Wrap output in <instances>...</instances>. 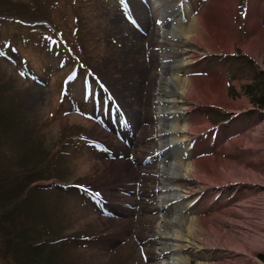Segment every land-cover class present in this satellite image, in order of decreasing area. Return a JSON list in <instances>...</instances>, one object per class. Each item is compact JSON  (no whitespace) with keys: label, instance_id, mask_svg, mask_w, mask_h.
I'll return each mask as SVG.
<instances>
[{"label":"rangeland","instance_id":"374dc122","mask_svg":"<svg viewBox=\"0 0 264 264\" xmlns=\"http://www.w3.org/2000/svg\"><path fill=\"white\" fill-rule=\"evenodd\" d=\"M187 1L195 6L199 0ZM179 4L0 0V264L165 262L157 233L166 213L160 169L164 157L180 150L164 156L160 147L155 97L165 57L194 61L182 76L215 71L227 79L228 100L188 99L181 123L189 118L200 132L186 146L183 163L220 153L261 179L236 175L215 192L183 177L176 183L194 191L184 201L222 209L247 198L243 220L251 239L264 225V105L255 97L264 95V56L244 47L246 18L252 13L263 22L264 0H204L195 15L189 19L186 12L187 20L179 21L192 35L158 33L164 10ZM99 98L121 113L103 119L106 125L102 114H93ZM201 148L209 154L200 155ZM192 212L186 211L188 219ZM227 216L236 225L244 222ZM256 243L250 244L251 264H264V244ZM189 253L193 264L246 261L242 252L233 257L217 244Z\"/></svg>","mask_w":264,"mask_h":264},{"label":"bare ground","instance_id":"6f19581e","mask_svg":"<svg viewBox=\"0 0 264 264\" xmlns=\"http://www.w3.org/2000/svg\"><path fill=\"white\" fill-rule=\"evenodd\" d=\"M177 10L178 8L173 10V12H176ZM164 11V14H162L163 20L160 21V26L158 27V33L166 34L173 31L180 37L184 34L192 35V33L187 30L184 32L182 22L176 23L168 20L169 9H165ZM231 16L233 17V15ZM173 19L176 20L177 18L175 17ZM246 19L248 22L249 33L244 40L245 50H249L252 55L254 53L258 54L260 51L263 53L262 56H264V21L257 20L252 13H249ZM196 21L197 19L195 20V24L198 22L200 23V21ZM198 34L196 33V35ZM230 49L232 50L233 46H231ZM229 52L231 53V51ZM190 62L191 60L186 57L178 60H171L170 58L165 57L162 71L160 72V90L156 93L155 97L157 109L159 110L158 115L161 118L159 121V124L161 125L158 126L160 127L158 128V133H161V137L163 138V145H160L162 151L164 150L163 154L166 152L169 154L171 148L175 150L180 148L179 152H174L176 153L175 156L169 158L164 157L162 159L164 167L163 169H160V171H162L161 175L166 182L162 193L165 194L162 199V205H165L166 213L164 214L165 217L162 219V223L157 232L161 240L165 242L164 250L162 252L165 259L163 264H193L189 253L191 248L200 250L202 247L209 248L211 245L215 246V244L224 246L229 253L234 252V254L231 255L233 257H235L234 255L236 253L242 252L243 257L246 260L245 262H240L230 259L228 263L225 264H251L255 259L253 258L254 253L252 254V249L255 248L254 245L258 243L264 244V233H262L264 232V225H260L258 229L254 231L256 234L254 238L251 239L253 235H250L251 233L248 231L247 226H245L246 223L243 220L245 217L244 211L247 209V201L249 199H237L233 204L225 202L222 205V209H220V206L217 204H211L209 206L203 204L202 206L197 207L194 203L190 204V202H185V199H188L189 194H191V192L194 193V191H191L190 188L180 187V184L176 183L180 178L191 177L197 182L200 181L202 183L199 185V188L208 187L211 191L216 188L214 191L217 192L219 186L230 182L228 179H234L236 175L239 177H245L246 173H249L251 177L255 178V180L253 179V182L256 183L257 181L260 183L259 181L261 180L260 174L257 172L245 169L244 165H231L223 159V156L220 153L218 155H212V157H195L191 159L187 165L183 163V155L185 152H189V150H187L189 148L186 146L190 145L197 132H200V130L196 132L195 128L192 126L193 121L189 118L181 123L182 116L191 108L189 107L190 101L188 99H193L195 97H219L222 95V97L228 100V85L225 76H221L219 73H214L215 71L209 73L207 77H201L199 75L193 77V75L187 72L185 73V76L180 75V70H182L183 66L188 67ZM246 100L247 99L244 98L235 102H245ZM196 103L199 104L200 102ZM203 121H205L204 127H207L208 123L206 122V119ZM251 146L250 147L253 149L258 148L255 144H251ZM183 147H186L185 151L181 150ZM190 151L197 153L196 151H193L192 148ZM238 170L239 172L234 174V172ZM188 209L194 213L189 219L186 215ZM218 211L220 213H218ZM232 214L233 216H236L234 219L239 216V218L242 217V222H244L236 225V223L227 216H231ZM233 231L236 233L238 232V235L235 238L230 234V232ZM257 241L258 243H256ZM251 243H256L253 245L254 248L251 247ZM196 264L212 263H205L203 260H198Z\"/></svg>","mask_w":264,"mask_h":264},{"label":"trees","instance_id":"16d2710c","mask_svg":"<svg viewBox=\"0 0 264 264\" xmlns=\"http://www.w3.org/2000/svg\"><path fill=\"white\" fill-rule=\"evenodd\" d=\"M264 91V90H263ZM256 97V99H257V101L259 102V103H261V104H263L264 105V95H262V96H260V97H257V96H255ZM47 178V177H45V176H43V175H39V178ZM38 186H40V187H43V185H41V184H38ZM37 186V187H38ZM35 187H36V185H35ZM263 258H264V255L262 256Z\"/></svg>","mask_w":264,"mask_h":264}]
</instances>
